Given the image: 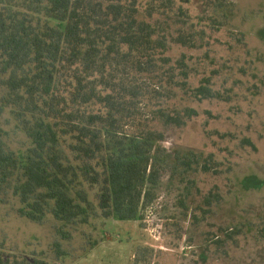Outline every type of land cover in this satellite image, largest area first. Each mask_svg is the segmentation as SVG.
Returning a JSON list of instances; mask_svg holds the SVG:
<instances>
[{"label":"rangeland","instance_id":"rangeland-1","mask_svg":"<svg viewBox=\"0 0 264 264\" xmlns=\"http://www.w3.org/2000/svg\"><path fill=\"white\" fill-rule=\"evenodd\" d=\"M174 1L186 17L144 18L169 36L160 56L168 61L133 75L141 123L165 134L154 154L163 174L155 200L136 221L98 216L66 225L47 213L35 223L6 190L0 249L51 264H264V0ZM140 2L146 15L154 0ZM180 35L193 45H179ZM206 79L221 98H193ZM186 109L198 115L181 127L164 124L162 114ZM0 120L6 144L24 156L31 142L8 113Z\"/></svg>","mask_w":264,"mask_h":264},{"label":"trees","instance_id":"trees-1","mask_svg":"<svg viewBox=\"0 0 264 264\" xmlns=\"http://www.w3.org/2000/svg\"><path fill=\"white\" fill-rule=\"evenodd\" d=\"M156 1L143 15L140 0H0V119L8 113L32 145L17 154L0 128V202L11 190L21 217L136 221L155 200L163 174L154 154L165 134L141 123L143 94L133 75L154 74L171 42L144 18L187 15L174 0ZM182 76L187 87L189 74ZM210 82L193 98H221ZM197 115L162 114L165 125L178 127ZM56 250L67 255L59 244ZM0 264L51 263L0 249Z\"/></svg>","mask_w":264,"mask_h":264}]
</instances>
